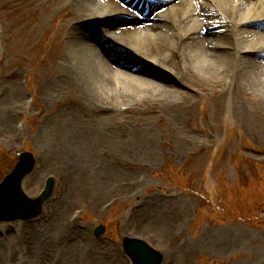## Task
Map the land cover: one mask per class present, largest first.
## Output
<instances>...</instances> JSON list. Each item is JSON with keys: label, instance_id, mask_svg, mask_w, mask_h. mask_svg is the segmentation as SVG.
Instances as JSON below:
<instances>
[{"label": "rangeland", "instance_id": "1", "mask_svg": "<svg viewBox=\"0 0 264 264\" xmlns=\"http://www.w3.org/2000/svg\"><path fill=\"white\" fill-rule=\"evenodd\" d=\"M57 1L0 0V182L25 150L37 159L28 197L56 180L41 217L0 223V258L131 264L122 241L135 237L164 253L163 264H264V107L242 114L228 95L216 117L200 90L179 121L146 104L113 119L74 110L69 119L73 94L56 97L45 74L63 28ZM95 129L128 137L94 139Z\"/></svg>", "mask_w": 264, "mask_h": 264}, {"label": "bare ground", "instance_id": "2", "mask_svg": "<svg viewBox=\"0 0 264 264\" xmlns=\"http://www.w3.org/2000/svg\"><path fill=\"white\" fill-rule=\"evenodd\" d=\"M57 4L63 5V28L45 74L56 97L67 91L73 94L66 112L69 119L73 110L84 117L95 111L113 119L146 104L179 121L186 118L187 109L194 113L193 92L200 90L213 103L216 117L228 95L242 114L248 104L264 107V0H60ZM69 17L77 20L72 27L67 25ZM46 19L42 14L38 29ZM203 80L215 85L214 93L201 85ZM114 104L120 106L119 112ZM98 130L90 131L94 139L128 137ZM52 133L60 137L59 129ZM0 264H7L4 257Z\"/></svg>", "mask_w": 264, "mask_h": 264}, {"label": "water", "instance_id": "3", "mask_svg": "<svg viewBox=\"0 0 264 264\" xmlns=\"http://www.w3.org/2000/svg\"><path fill=\"white\" fill-rule=\"evenodd\" d=\"M36 165L35 155L31 151H24L19 154L13 170L0 183V223L29 221L43 214L46 203L54 193L56 181L53 177H49L38 197H28L22 185L33 173ZM104 231L105 228L99 226L95 233L100 236ZM122 249L131 264H163L166 259L164 253L157 251L140 238L125 237L122 241Z\"/></svg>", "mask_w": 264, "mask_h": 264}]
</instances>
